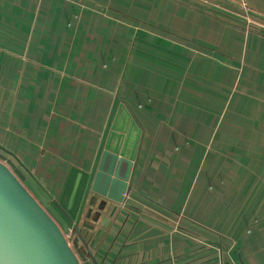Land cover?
<instances>
[{
	"label": "crops",
	"instance_id": "0c3cea01",
	"mask_svg": "<svg viewBox=\"0 0 264 264\" xmlns=\"http://www.w3.org/2000/svg\"><path fill=\"white\" fill-rule=\"evenodd\" d=\"M121 101L115 264H264V0H0V144L63 207Z\"/></svg>",
	"mask_w": 264,
	"mask_h": 264
},
{
	"label": "water",
	"instance_id": "95a60500",
	"mask_svg": "<svg viewBox=\"0 0 264 264\" xmlns=\"http://www.w3.org/2000/svg\"><path fill=\"white\" fill-rule=\"evenodd\" d=\"M142 136L127 104L119 102L78 208L82 173L65 208L0 144V264H115L114 218L120 220L132 206L129 195L135 192L132 181Z\"/></svg>",
	"mask_w": 264,
	"mask_h": 264
},
{
	"label": "rangeland",
	"instance_id": "374dc122",
	"mask_svg": "<svg viewBox=\"0 0 264 264\" xmlns=\"http://www.w3.org/2000/svg\"><path fill=\"white\" fill-rule=\"evenodd\" d=\"M123 8V7H122ZM39 172V171H38ZM39 174V173H38ZM49 183V182H48Z\"/></svg>",
	"mask_w": 264,
	"mask_h": 264
}]
</instances>
